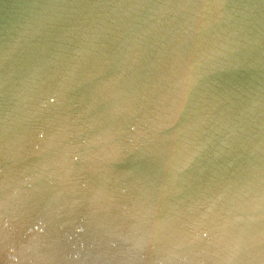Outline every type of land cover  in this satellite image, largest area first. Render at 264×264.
I'll use <instances>...</instances> for the list:
<instances>
[{"label":"water","instance_id":"1","mask_svg":"<svg viewBox=\"0 0 264 264\" xmlns=\"http://www.w3.org/2000/svg\"><path fill=\"white\" fill-rule=\"evenodd\" d=\"M0 264H264V0H0Z\"/></svg>","mask_w":264,"mask_h":264}]
</instances>
